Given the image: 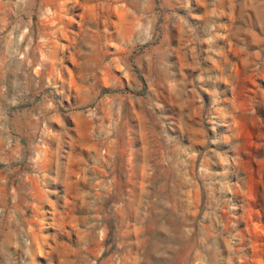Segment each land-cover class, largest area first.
Instances as JSON below:
<instances>
[{
	"label": "rangeland",
	"instance_id": "obj_1",
	"mask_svg": "<svg viewBox=\"0 0 264 264\" xmlns=\"http://www.w3.org/2000/svg\"><path fill=\"white\" fill-rule=\"evenodd\" d=\"M70 10L51 86L0 70V264H264V0H0V43Z\"/></svg>",
	"mask_w": 264,
	"mask_h": 264
},
{
	"label": "built area",
	"instance_id": "obj_2",
	"mask_svg": "<svg viewBox=\"0 0 264 264\" xmlns=\"http://www.w3.org/2000/svg\"><path fill=\"white\" fill-rule=\"evenodd\" d=\"M42 15L44 17H48L50 14V10L46 8H42ZM8 25H11L10 29L6 32L7 37L0 43V65L8 66L7 73H11L13 69L14 59H22L26 62V64L31 67L29 69L30 76L32 77L33 86L34 87H49L51 86V82L49 77L43 71V62L46 57V39L43 35H39L36 38V42H40L37 46H34V49L30 51V45L33 44L34 40L32 37H28L24 45V49L21 53H16L14 48V26L10 22ZM25 30H28L26 27ZM3 38V37H1ZM8 87V86H6ZM46 143L44 140V136L42 132H38L35 141L33 152L31 156H28L27 162H30L28 167L24 170V177H31V175H41L40 161L45 152ZM18 239L20 240V250L18 251V255L14 258L17 264H27V255L28 249L30 246L29 236L24 230V228H20L18 232Z\"/></svg>",
	"mask_w": 264,
	"mask_h": 264
},
{
	"label": "crops",
	"instance_id": "obj_3",
	"mask_svg": "<svg viewBox=\"0 0 264 264\" xmlns=\"http://www.w3.org/2000/svg\"><path fill=\"white\" fill-rule=\"evenodd\" d=\"M74 10H70V13H69V21H67V19H63L61 20L60 18V14H56L54 16L51 17V19L48 21L50 23L53 24V29H50L49 31H45V27H44V33L43 36L45 37L46 39V56L48 55L49 58L50 57V49L49 47H51V45H53L54 41H57L58 38H60L62 35H63V30L65 28V26H67V24L69 23V27L71 28L72 30V22L74 21V14H73ZM73 20V21H72ZM46 32V33H45ZM72 43L70 41V47H71ZM47 57V58H48ZM46 59V57H45ZM73 59V56H72V51H71V48H70V61ZM46 62L44 61L43 62V71L45 72V74L47 73V67H46ZM56 67H55V74H59V71H60V66L58 64V61H56ZM7 67L8 66H3L0 65V70L1 68L4 69L5 71L7 70ZM8 72V71H6ZM8 76V75H7ZM6 76V77H7ZM8 79V78H7ZM35 118L32 117L31 115H27L24 117L23 119V122H22V127H23V133H22V136L25 138L26 141L28 140H32L33 138V133L31 132V127L35 124ZM3 122V119L0 118V123ZM17 145V143H16ZM15 145V148L16 149H19L18 145L16 146ZM18 155L17 152L14 151V149L9 153L7 154V158L8 159H12V160H16V156ZM51 173L54 175L57 172V169H56V164L51 168ZM53 178H55L56 176H52Z\"/></svg>",
	"mask_w": 264,
	"mask_h": 264
}]
</instances>
